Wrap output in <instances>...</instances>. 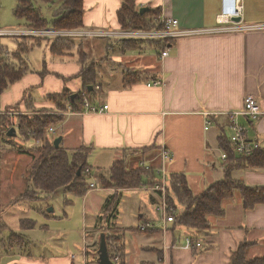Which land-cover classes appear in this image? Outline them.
<instances>
[{"label":"crops","instance_id":"1","mask_svg":"<svg viewBox=\"0 0 264 264\" xmlns=\"http://www.w3.org/2000/svg\"><path fill=\"white\" fill-rule=\"evenodd\" d=\"M82 2L84 28L120 30L117 11L121 0ZM135 3L137 7H147L148 10L158 9L160 15L178 20L182 27L200 29L202 32L177 39L170 48H162L158 52L156 46H152L154 51L149 57H142L143 53L138 56L134 51L121 52L117 46L105 45L106 50L112 48L109 53H118V56H110L113 62L107 64L115 67L117 74L110 76V81L104 78L101 84H97L100 88L91 96V103L105 104L108 110L92 114L84 112L83 108L79 113L65 104L67 110L60 111H69L70 117L63 120L60 126L54 127L53 133L47 134L48 137L53 136V141L56 139L55 135L61 136L60 146L68 151L80 146L91 148L88 156L92 176L89 187L96 185L84 197H76L87 198L92 192H102V209L105 199L113 194L119 196V205L124 194L129 192H140L145 197L149 195L154 213L141 211L137 224L124 227L120 223L118 205L116 218L109 221L111 228L126 230L125 264H228L231 252L245 242L251 243L247 256L250 259L260 258L264 255V204H256L246 210L243 208L240 193L235 191L232 198L222 202L224 211L221 216L207 218L214 232L200 237L201 245L198 248L194 245L184 248L186 239L196 236L195 230L170 223L163 225L168 227L167 230L158 234L152 233L160 228L159 214L155 211L157 192L144 188L122 191L101 188L98 178L101 174L106 176L105 171L119 158V154L125 156V153H121L124 148L132 151L148 148L142 153H126L131 168L140 167L141 164L156 166L159 154L167 153L169 158H162L163 172L169 180V174H183L194 195H199L212 183L223 178L220 167L223 162L219 159L222 151L219 144L223 137L228 141L231 130L226 113L239 111L246 96L256 99L264 111V29H247L251 25L264 24V0H240V22L234 30L221 27L224 22H220L218 17L220 0H135ZM0 5H3L5 11L12 9L13 15L16 0H0ZM51 15L50 13L47 19ZM19 21L23 23L22 27L26 26L23 20ZM14 25L9 29L20 28ZM6 28L0 27V30ZM160 42L164 40L160 39ZM0 47H3L0 48V60L8 61L11 56L9 51L16 50L14 45L9 48L1 41ZM6 50H9L7 54L4 53ZM146 50L150 51L144 49ZM166 50L168 55L162 59L161 54ZM134 58H137L135 65L134 62L128 61H133ZM121 59H124V63ZM25 61L23 69L26 71L23 76L0 92L1 111L7 112L4 110L16 108L15 110L21 113L26 109L56 113V105L47 100V97L61 94L64 90L71 95H77L82 90L78 77L81 65L74 53L54 56L49 50V54H44L41 60L32 63L30 52ZM126 66L146 78L155 76L156 79L142 80L125 87L122 70H126ZM111 81L113 83L109 85ZM97 93H100L102 98H97ZM206 119L210 122L208 130H205ZM242 123L247 128L242 126L248 139L256 140L260 144L264 141V116L257 121L242 119ZM58 129L61 133L57 132ZM37 146L39 145L36 142L19 148H23L21 151L30 152L33 151L30 147L35 149ZM1 152L0 150V156ZM235 154L238 155L236 152ZM30 158L32 167L34 156ZM26 159L28 157L22 154L17 156V162L12 164H15L13 171L18 169L20 172L27 163ZM89 159L93 164H90ZM145 159L146 161H143ZM6 162L11 161L6 159L3 164ZM231 177L248 187L264 186V169H237L231 172ZM5 179L0 178V200L7 195L13 202L7 209L0 210V264H88L85 263L83 255L82 260L69 247L53 245L54 240H60L56 237L63 235L61 232L49 234L44 242L40 240L41 233L47 231L44 230L45 224H39L31 217L32 211H29L23 201H15L28 184L25 183L24 186L20 183L19 187L18 183L13 187L10 186L13 183L6 182ZM22 181L25 180L22 178ZM53 194L58 195L59 192ZM181 208L177 210H182ZM23 211L26 217L20 214ZM40 213L36 215L42 214L49 221L61 218L52 209ZM146 225L147 232H141L140 229ZM101 231L109 233L107 228ZM93 232H98L99 253L101 236L104 241L110 234H99L98 228H94ZM164 232L166 234L163 236ZM13 234L22 238L15 236L10 240ZM163 240L165 244L167 241L170 244L169 251L163 247ZM95 253V264H99V256ZM107 256L110 260L109 254ZM110 262L116 264L117 259L114 258Z\"/></svg>","mask_w":264,"mask_h":264},{"label":"trees","instance_id":"2","mask_svg":"<svg viewBox=\"0 0 264 264\" xmlns=\"http://www.w3.org/2000/svg\"><path fill=\"white\" fill-rule=\"evenodd\" d=\"M37 2L46 4L51 10L56 8V11L49 19H46L42 15L40 7L37 6ZM60 8L61 11L59 12ZM83 14L84 8L82 0H18L13 10V15L17 19L23 20L28 27L52 25L57 29L63 30L81 29L83 27ZM159 15L160 12L158 9L151 8L147 12L139 14L135 0H121V6L117 11V20L120 29H160V26L153 20ZM36 46H38V44H36ZM74 46L77 47L74 56L77 57L78 63L81 65L78 77L81 80L83 91L89 95L87 101L91 103L93 100L91 96H94V93H89L87 91V86L92 85L93 88L96 86V70L94 66L85 65L86 55L81 51L82 43L75 44L72 41H66V39H56V41L50 45V53L54 56L70 55L73 54L72 49ZM120 47L121 52H125L126 50H136L140 48L141 45L136 42L128 41L124 42ZM155 48L157 52L162 50L160 46H156ZM2 60L3 59L0 60L2 63L0 66V92L7 88L8 85L19 80L26 71V69L23 68L17 69L12 64L3 63ZM122 77L125 87L142 80L154 81L156 79L155 76L146 78L138 72L128 69L122 70ZM71 97V94H69L67 90H64L61 94L51 95L46 99L56 105L57 110H67V108H65V104H67L74 111H83L82 105L84 101L81 100L80 93H78L73 100ZM36 113L38 114L32 115L31 117L18 118L17 126L19 127V133L22 138H27L28 141L33 140L39 145L33 149V152L37 153L38 156L36 155V157H34V163L31 168V184L25 188L22 194H29L32 200L34 198H36V200H43L54 192L64 188L68 193L74 196L84 197L88 191L92 190L89 187V181L92 176L91 167L88 164V156L90 155L91 148L80 146L71 151L61 146L55 148L52 144L53 140L51 141L49 139L51 137L47 135L48 129L60 125L64 117L51 115L48 111L43 110L37 111ZM7 131H9V129H6L5 133H7ZM30 132L31 134H28ZM219 147L226 155L225 163L223 164V166H225L223 178L212 183L207 189L197 195L199 197L194 196L188 189L183 175L169 174L170 187L166 195L167 203L171 206V204H174V200L184 209L180 212H171V216L174 219V226H183L196 231L207 230L209 228V223L206 216L211 214L215 217L221 216L223 214L222 202L232 198L235 191L240 193L243 200V208L246 210L251 209L256 204H264V186L248 187L243 185L239 180H234L231 177V172L237 169H264V147L260 144V148L249 157H237L233 145L224 137L221 139ZM146 150H148V148L135 151L124 148L121 152L125 153L126 156L127 152L138 153L140 151V153H142ZM25 152L26 150L20 151L19 154ZM143 161H146V159ZM158 169L159 167L157 166L150 167L148 170L143 167L131 168L127 157H123L114 160L108 167L106 176L101 174L98 178V182L102 186L101 188L114 189L116 191L142 188L146 185L153 184V180L157 178L156 171ZM118 205L119 196L116 194L111 195L104 201L101 209L103 215L99 217V221L105 223L107 231L112 226L110 225L111 219L116 218ZM145 227L147 228L148 226L146 225ZM165 229L167 228L160 223V228L152 233L158 234ZM146 230L147 229H140L141 232ZM117 232L118 229L111 228V234L109 231L108 234L110 235L106 236V241L104 239L105 248L111 260L116 258V264H125V243L122 242L118 246H111L108 243L109 238L112 239L114 237L113 233ZM125 232L126 230H124V234ZM15 236L20 235L13 234L10 236V240L14 239ZM189 240L190 242H195L194 238H189ZM250 245L251 243L249 242L240 244L236 250L231 252L228 264H264V255L260 258L253 259L247 256ZM23 246L25 247V245Z\"/></svg>","mask_w":264,"mask_h":264},{"label":"rangeland","instance_id":"3","mask_svg":"<svg viewBox=\"0 0 264 264\" xmlns=\"http://www.w3.org/2000/svg\"><path fill=\"white\" fill-rule=\"evenodd\" d=\"M220 3H221V0H220ZM4 5H6V3ZM45 5L46 4L40 3L39 7H40V11L42 15L46 17L47 19L50 13L53 14L56 11V8H54V10H51ZM60 11H61V8L59 9V12ZM137 11L139 12V14H142L144 12H147L148 8L142 7V6L137 7ZM218 17H221L220 12H219ZM164 18L166 17L164 16ZM170 19L176 20L174 18H170ZM153 20L155 21V23L158 24V26H160V29H155V30H152V29H141V30L120 29L116 31H109V30H100V29H89V28H84V27H82L81 29L63 30V29H57L56 27L52 25H46L43 27H28V26L22 27L23 23L22 22L20 23L19 19H17L14 15H12V9H10V11L9 10L5 11V9H3V5H0V27L1 28H4V26L7 27L6 29L0 30V33H1L0 41L3 45L8 46L9 48L12 45H14L16 48V50L14 51L8 50L11 54L8 61L7 60H2V61L3 63H9V64L14 65L17 69H22L24 63L26 62L25 60L28 57V54L30 52L32 56V63H36L38 60L42 59V56L44 54L46 55L49 54L50 45L53 42H55L56 39H66V41L69 40V41L74 42L75 44L82 43L81 51L86 55L85 65L94 66L96 70V83H95L96 86L94 88L92 85L87 86V91L89 93L95 94L97 91H99L97 84H101V80H104V78L109 80L110 76L114 77L117 74L115 67L107 66V64L113 62L110 56H113V55L118 56V53L116 54H112L111 52L109 53V50H111L112 48L106 50L105 45L106 46L114 45V46H117V49L121 50L120 46H122L124 42H128V41L136 42L137 44L141 45L140 48H137L136 50H126V51H134L138 53V56L142 55L143 53L144 56L142 57H145V56L149 57L152 55L154 51V48L152 46L170 48L171 44L177 41V39L171 38L168 36V32H166V29L163 23L158 21V19L156 18H154ZM239 20H240V16L238 14L237 16L232 17L230 19L231 23L229 22L222 23V25L224 26H221V27H227L229 30H234L238 26L237 23L240 22ZM16 21H19V22L16 23ZM14 23L16 24L14 25ZM19 24H22V25L19 26ZM13 25L14 27H20V28H17L15 30H10L9 28ZM262 28H264V24L251 25L247 29H262ZM161 38H163L164 42H160ZM16 39L20 41L17 42ZM8 44H11V45H8ZM36 44H38V46H36ZM0 48L3 49V47H0ZM76 48L77 47L74 46L72 49L74 54L76 53ZM29 49L31 50L29 52H26ZM144 49H150V51H147V50L144 51ZM8 51L6 50L4 53L7 54ZM118 51L119 50H117V52ZM133 57H135V55H133ZM134 59L135 60L133 61L132 60H128V61L134 62L133 64L135 65V61L137 62L136 60L137 58H134ZM120 61L124 63L123 62L124 59H121ZM1 64L2 63L0 61V66ZM133 64L127 63V65H133ZM109 68L111 69V71ZM128 68L129 67L126 66L125 69L127 70ZM0 76H1V73H0ZM157 82L160 83V81H157ZM112 83L113 82L111 81L109 85H111ZM89 87L91 88L90 90H89ZM79 93H80L81 100L84 101V104L82 105L83 108L84 106H87L88 108H92V107L98 108V107H102L105 105V104L98 105L96 103H93V104L89 103L87 101L89 95L83 91V88ZM99 94L97 93V95ZM71 96H72L71 97L72 100L76 98V95H71ZM97 98H102V95H99ZM247 99H248V96L244 97L242 108L239 111H230L226 113L229 117V128L231 129L230 135L228 137L229 142H232L231 140V136L233 135L232 127H235L236 125L244 126L242 123V119L243 120L248 119L251 121H255V120H259L262 116H264V111L260 108L256 99H254V101L256 105L258 106L259 111L256 114L248 113L246 111ZM15 109L16 108H14L13 110L11 109L4 110L7 112H3L0 110V150L2 151L1 156H0V178L5 177L6 182L11 181L13 184H10V186L12 185L13 187H15L16 184L18 185V183H19V187H21V184L25 186V183L30 186L31 184L30 173H31V168H32L31 167L32 160L30 156L33 158V156L36 157V155L38 156V154L34 153L33 151H30V152L26 151V153H22V156L28 157V159H26L27 163L24 164L25 167L23 169H20V172L18 171V169L16 171H13V167L15 164L14 165L12 164L14 162H17L16 157L20 156L18 152H20L23 149V148H20V149H17V148L24 147L26 145L30 146L31 143H35V142L28 141L27 138L24 139L21 137L19 133V127L17 126V124H18L19 117L23 118V117H28V116L31 117L32 115H37L38 113L37 114L35 113L39 111L40 109H37V110L26 109L25 112H22V113L16 111ZM80 112L82 111H79V113ZM84 112H85V108H84ZM87 113H90V112H87ZM92 114H100V113H92ZM51 115L63 116L64 120L70 117L69 111H60V110H58V112L56 113H51ZM205 123H206L205 130H208L210 122L206 119ZM6 129H9L7 133H5ZM11 130H13V133H14V136L12 137L7 135ZM48 132L53 133L54 128L50 127L48 129ZM57 132L61 133L60 129H58ZM28 134H31V132ZM59 137L62 140L61 136H59L58 134L55 135L56 139ZM49 139L52 141L53 136H51V138ZM53 142L54 141H52V144ZM261 145H264V141L261 142ZM59 146H60V143H59ZM30 148L33 150L32 147ZM166 155L168 156L167 153L159 154V162L156 165L157 167H159V169L156 171V175H158L159 178H155L153 180V184L146 185L145 187H142V188L148 191H151V192L154 191L158 193L157 203H155V211H162L161 209H156V207L164 200L165 204L170 208L169 211H179L180 212V211H183L184 209L178 206L179 205L178 202L173 200L174 204L173 205L171 204V206L168 205L167 203L166 195L168 194V189L170 187L169 186L170 180L168 179L167 175L163 172V165H162V158ZM123 157L126 158L127 156H123L119 154L118 159H121ZM237 157L239 156L237 155ZM167 158H169V156ZM6 159H8L11 162H6L3 164V161H5ZM219 159L223 162L220 167L222 169V172H224L225 166H223V164L225 163V161H223V152L220 154ZM90 164H93L91 160H90ZM11 165H12V168H11ZM140 167H143L144 169L148 170L151 166L147 164H144V165L141 164ZM159 171H160V174H157ZM180 175H183V174H180ZM162 176H164L165 182L163 181ZM22 178L25 181H22ZM8 184L9 183H7V185ZM24 186L22 188H24ZM93 191H100V190L93 189ZM58 192H59L58 195L51 194L49 197H46L43 200H40V199L36 200V198L32 200L29 197V194L26 193V194H22V196L20 195V197H16L15 201L16 202L23 201V203L27 205V208L29 209V211H32L31 217L34 218L39 224H45L44 230L47 229V231L44 233H41L40 235V240L42 242L46 240L49 234L51 235H54V233L58 234L57 231H59L63 235L56 237V239H60V240L59 241L54 240L53 245H56V246L62 245L64 248L69 247L70 250L76 253V256L80 257L81 259L83 255V257L86 260L85 263L95 264V254H96L95 252L98 251L99 236H97L98 232H93V230L94 228H98L100 232L101 229L105 228L106 230L107 228L104 222L101 223L99 221L100 219L99 216L102 211L100 202L103 198V193L102 192H92L88 194L87 198H78L68 193L64 188H61L60 190H58ZM194 196H197V195H194ZM148 197H145V195L141 194L140 192H136V193L129 192L128 194H124L123 198L121 199V203L118 207V211H120V214H119L120 223L122 226L129 227L133 225L134 223L137 224L140 219V215L142 214L141 211H148L149 214L154 213L152 209V203L150 202ZM11 202L13 201H11L7 195H4L2 199L0 200V210L3 211L7 209ZM32 205L33 207H31ZM177 207L181 208L182 210H177L178 209ZM49 209H52L53 211H55L57 216L61 218L56 221H53V220L49 221L46 218V216H42L41 213H46L48 212ZM222 211H224L223 206H222ZM39 212H41L40 213L41 215L37 216L36 213H39ZM20 214L26 217L25 211H23V213H20ZM208 217L211 218L215 216H212L211 214V215L206 216V218ZM173 221L174 219L171 222L172 224H173ZM211 231L214 232V230H211L210 223H209V228L205 231L195 230L194 234L196 233V236L193 237L195 240L194 244L190 242L189 238H187L183 247L190 248V246L193 247L194 245L195 247L198 248L201 245V243L199 242V238L202 237L206 233H211ZM102 233H104V236H105L107 235L108 232L101 231L99 234H102ZM165 234L166 232H164L163 236ZM113 235L114 237L112 239L109 238V242H108L111 246L112 245L118 246L122 242L125 241L124 229H118V232L113 233ZM8 237L9 236H7V238ZM7 238L5 237V239ZM105 241H104V245H105ZM106 245H107V242H106ZM163 247H165V249H168V251L171 249V246L168 243V241H167V244H165L164 240H163ZM107 248H108V245H107ZM97 256H98V253H97Z\"/></svg>","mask_w":264,"mask_h":264},{"label":"built area","instance_id":"4","mask_svg":"<svg viewBox=\"0 0 264 264\" xmlns=\"http://www.w3.org/2000/svg\"><path fill=\"white\" fill-rule=\"evenodd\" d=\"M240 9H241L240 0H221L220 11H219L221 17L219 18H221L224 21V23H228V22L231 23L230 19L232 17L237 16L240 12ZM156 19H158V21L164 24L166 32H168V36L171 38L180 39L186 36L197 35L202 32V30L200 29H187L185 27H182L177 20H173L170 18L166 19L162 14L159 15ZM167 55L168 52L163 51L161 54V58L163 59L167 57ZM84 108H85V112H90V113H102L108 109L106 105L98 108L96 107L88 108L87 106H84ZM246 111L250 114H256L259 111V108L256 105L253 97L248 96V99L246 101ZM232 130H233V135L231 136V140H232L231 144L233 145L238 155L250 156L260 148V145L256 140L248 139L247 133L245 132L242 126L236 125L235 127H232ZM163 158L166 159L167 156H164ZM223 159H226L225 153H223ZM157 174H160V171ZM162 178L163 181L165 182L164 176H162ZM94 186L95 185H91V188H94ZM156 209L162 210V211H157L159 214V219L161 224L166 225L172 222L173 220V217H171L172 211H169L170 208L165 204L164 200L156 207ZM141 229H146V227L144 226Z\"/></svg>","mask_w":264,"mask_h":264},{"label":"water","instance_id":"5","mask_svg":"<svg viewBox=\"0 0 264 264\" xmlns=\"http://www.w3.org/2000/svg\"><path fill=\"white\" fill-rule=\"evenodd\" d=\"M141 12H142V10H141ZM90 89L91 88L89 87V90ZM7 135L10 137L14 136L13 130H11ZM60 141H61L60 137L55 139L53 142V145L57 148L59 146ZM99 264H111L110 260L108 259L107 254H106V248H105L102 236H101V243H100V247H99Z\"/></svg>","mask_w":264,"mask_h":264},{"label":"bare ground","instance_id":"6","mask_svg":"<svg viewBox=\"0 0 264 264\" xmlns=\"http://www.w3.org/2000/svg\"><path fill=\"white\" fill-rule=\"evenodd\" d=\"M220 22H224V21L220 18Z\"/></svg>","mask_w":264,"mask_h":264}]
</instances>
